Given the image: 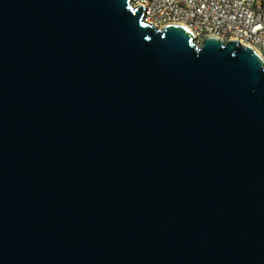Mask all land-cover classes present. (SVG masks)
<instances>
[{
    "label": "water",
    "instance_id": "1",
    "mask_svg": "<svg viewBox=\"0 0 264 264\" xmlns=\"http://www.w3.org/2000/svg\"><path fill=\"white\" fill-rule=\"evenodd\" d=\"M132 0H0V264H264V59Z\"/></svg>",
    "mask_w": 264,
    "mask_h": 264
},
{
    "label": "built area",
    "instance_id": "2",
    "mask_svg": "<svg viewBox=\"0 0 264 264\" xmlns=\"http://www.w3.org/2000/svg\"><path fill=\"white\" fill-rule=\"evenodd\" d=\"M146 3L151 6V25L158 29L167 20H185L195 30H205L207 36L219 33L223 41L225 36H239L243 46L249 41L264 44V15H259L264 0H146ZM195 41L201 43L197 38Z\"/></svg>",
    "mask_w": 264,
    "mask_h": 264
},
{
    "label": "bare ground",
    "instance_id": "3",
    "mask_svg": "<svg viewBox=\"0 0 264 264\" xmlns=\"http://www.w3.org/2000/svg\"><path fill=\"white\" fill-rule=\"evenodd\" d=\"M132 4L135 7H142L144 12V22L148 25H151V6L146 3V0H132ZM259 15H264V8H259ZM179 25L190 30L195 38H197L200 42L205 40L208 37H215L220 39L219 33H210L208 36L205 33V30H195L193 25L187 23L185 20H167L166 23L162 25V28L167 25ZM235 40L239 41V36H225V41ZM246 47H250L256 52H258L264 59V44L260 41H249L245 43Z\"/></svg>",
    "mask_w": 264,
    "mask_h": 264
}]
</instances>
